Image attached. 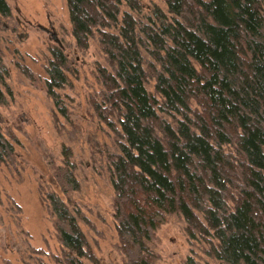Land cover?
I'll list each match as a JSON object with an SVG mask.
<instances>
[{
	"label": "trees",
	"instance_id": "obj_1",
	"mask_svg": "<svg viewBox=\"0 0 264 264\" xmlns=\"http://www.w3.org/2000/svg\"><path fill=\"white\" fill-rule=\"evenodd\" d=\"M163 1L167 14L140 0H67L78 48L97 39L109 65L96 110L120 149L109 162L124 264H154L149 244L171 215L221 264H264V0ZM10 15L0 0V22ZM52 55L47 93L61 108L67 59ZM7 75L0 60V104ZM14 151L0 121V163ZM64 158L61 186L78 191ZM47 203L67 264L93 261L67 204L54 193Z\"/></svg>",
	"mask_w": 264,
	"mask_h": 264
},
{
	"label": "rangeland",
	"instance_id": "obj_2",
	"mask_svg": "<svg viewBox=\"0 0 264 264\" xmlns=\"http://www.w3.org/2000/svg\"><path fill=\"white\" fill-rule=\"evenodd\" d=\"M6 1L11 15L0 22V60L8 70L0 121L15 153L11 163H0V264H67L69 252L47 203L52 193L67 204L86 237L94 256L86 264H124L109 162L120 149L116 131L96 110L103 105L98 67L109 69L107 57L97 39L86 50L78 48L67 0ZM140 1L168 12L163 0ZM56 48L67 59L68 85L57 91L61 108L47 93ZM146 88L160 99L154 80ZM192 108H198L195 102ZM64 151L78 191L65 192L58 178L66 166ZM186 227L182 216L167 217L149 244L154 264H188L190 258L221 264L210 255V244L189 237Z\"/></svg>",
	"mask_w": 264,
	"mask_h": 264
}]
</instances>
